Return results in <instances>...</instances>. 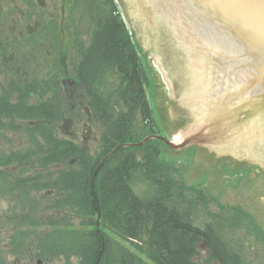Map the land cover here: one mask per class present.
<instances>
[{
    "label": "rangeland",
    "instance_id": "1",
    "mask_svg": "<svg viewBox=\"0 0 264 264\" xmlns=\"http://www.w3.org/2000/svg\"><path fill=\"white\" fill-rule=\"evenodd\" d=\"M2 1L0 11L6 6L9 11L0 14V52L6 49V57L2 59L0 55V264H96L86 255L91 235L80 236L93 231L117 240L144 264H153L144 250H137L108 230L97 213H88L86 202L80 196V176L86 174L90 179L92 174L93 180L99 171L98 160L104 153L101 128L90 110L72 112L74 102H81L79 107H87L83 90L78 85L70 101L63 92L48 90L58 76L76 80L75 66L80 54L91 44L97 22L107 12L106 0H75L73 17V0H45L44 10L39 9L38 0H29L34 12L30 18L19 14L24 8L18 0ZM113 2L146 70V95L156 129L160 136L174 142L143 37L136 35L142 34V30L125 19L120 0ZM42 26L46 28L43 38H36ZM11 57L14 64L8 63ZM27 78L37 79L38 85L44 83L45 93L37 94L42 107L51 97L59 101L55 110H60V116L50 118L46 129L40 128L42 124L32 127L25 123L33 121L31 118L36 112L19 114L12 110L14 95L7 82L14 84ZM67 89L70 90L66 86ZM30 99L37 97L33 95ZM40 129L43 135L37 132ZM146 132L136 115L131 127L135 143L141 142ZM65 143L76 146L79 154L68 155L65 161L55 163L60 161V156L50 158L40 153L42 146L60 147ZM156 146L174 179L177 205L190 213L197 225L215 228L241 262L264 264L262 164L237 159L219 161V155H210L208 147L172 150L162 142ZM150 147L147 144L132 147L131 153L142 163V155L148 154ZM81 152L84 153L81 155ZM44 159L50 161L46 166ZM86 164H90L88 172H85ZM145 179L140 172L132 179L139 195L152 191L153 185ZM99 261L98 257L97 264ZM192 261L219 264L204 241L197 244ZM101 264L108 263L105 259Z\"/></svg>",
    "mask_w": 264,
    "mask_h": 264
},
{
    "label": "trees",
    "instance_id": "2",
    "mask_svg": "<svg viewBox=\"0 0 264 264\" xmlns=\"http://www.w3.org/2000/svg\"><path fill=\"white\" fill-rule=\"evenodd\" d=\"M105 8L107 12L97 22L91 44L80 54L75 66L76 81L93 120L101 128L104 153L97 164L117 146L136 142L131 137L136 115L147 131L144 137L159 134L146 95V70L113 0H107ZM43 107L44 112L36 113L31 119L46 129L50 118L60 116L55 110L59 101L51 97ZM42 129L37 132L43 135ZM157 142L149 140L144 144L151 147L148 154L142 155V163L131 153L132 148H121L104 161L93 180L92 174L90 179L86 174L80 176V196L88 213H97L108 230L137 250H144L153 264H196L192 257L200 241L207 244L219 264H246L234 255L215 228L197 225L190 213L177 205L174 179L161 159ZM40 149L45 157L60 156V161L55 163L65 161L68 155L79 154L76 146L67 143ZM43 162L45 166L50 163L45 159ZM88 169L90 164H86L85 172ZM137 172L153 185L151 193H137L132 183ZM84 235H91L86 255L96 264L98 257V264L105 259L108 264H144L129 248L107 235L93 231L80 236Z\"/></svg>",
    "mask_w": 264,
    "mask_h": 264
},
{
    "label": "water",
    "instance_id": "3",
    "mask_svg": "<svg viewBox=\"0 0 264 264\" xmlns=\"http://www.w3.org/2000/svg\"><path fill=\"white\" fill-rule=\"evenodd\" d=\"M141 29L173 141L264 170V0H120ZM189 100V101H188ZM191 104V106H188ZM181 142V143H180Z\"/></svg>",
    "mask_w": 264,
    "mask_h": 264
},
{
    "label": "flooded vegetation",
    "instance_id": "4",
    "mask_svg": "<svg viewBox=\"0 0 264 264\" xmlns=\"http://www.w3.org/2000/svg\"><path fill=\"white\" fill-rule=\"evenodd\" d=\"M6 1H8V0H6ZM18 1L23 6L20 3H19V5L24 8V10L21 8L22 10L19 12V14H21L22 17L30 18L33 15L34 12L32 11V9L30 7L29 0H18ZM73 1H74V4L72 3V17L74 16L73 13L76 12L75 0H73ZM38 2H37V4H38L39 9L44 10V7L46 5V1L45 0H38ZM2 3H6V2L3 0ZM106 3H107V0L105 1V5H106ZM116 9H117V12L120 14L118 6H116ZM8 11H9V8L7 6L5 8L3 7V10L0 11V14H2V15L3 14H7ZM83 12H85V10ZM44 14H46V13H44ZM53 17H54V15H51V18H53ZM45 29L46 28L44 26H42V28L39 29V30H41V33L36 35V38H39L40 36L43 38ZM32 30H34V29H32ZM30 34H33V33H30ZM31 37L32 36H30V38ZM31 39H33V38H31ZM4 50H6V49L4 48L3 52H0V55H2V59H3V56L6 57V54H5ZM12 60H13V58L8 63L9 64H14V63H12ZM64 78H66V77H64ZM64 78H62L61 76L60 77L58 76L57 79L53 81V84L50 83V85L48 87V90L51 89V91L53 93L63 92L64 94H66L67 99L70 101L72 95L77 90L78 83H77V81L74 78H72L71 80H64ZM7 84L11 88V92L10 93H12L14 95L12 97V100H11V101H13V100L14 101L11 102V105H12V107L14 105L15 108H13V109L11 108L12 110L16 111V113H19V114L27 113V112H31V113L36 112V113L39 114V112H44V107L41 106L43 102H41L39 100V98H38V95H43L45 93L44 92L45 91L44 90V88H45L44 83H43V85L42 84L38 85L37 79H35V78L34 79L27 78V79H20L18 81H15L14 84H13L12 81H8ZM19 84H23L25 90H22L23 86L21 88H18V87H20ZM66 86L69 87V89H70L69 91H68V89L66 90ZM33 95H36L37 99H34V100L31 101L30 98ZM53 95L55 96V94H53ZM29 101L31 103H29ZM76 103H77V105H76ZM81 104H82L81 102L80 103L74 102L73 105H72V112H74V111L79 112V111H82V110L84 111L85 109H87L85 111L90 110L88 108V106L87 107L86 106H80L79 107V105H81ZM59 112H60V110H59ZM25 123L28 126L38 127V124L35 121H27ZM87 126L88 125L84 124V127H87ZM69 135L71 137H75V135L72 134V133H69ZM70 163H72V161H70ZM250 175L252 176V174H250ZM261 178H264L263 174H262Z\"/></svg>",
    "mask_w": 264,
    "mask_h": 264
}]
</instances>
